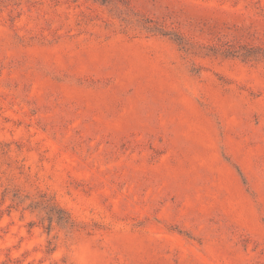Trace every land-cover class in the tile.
Listing matches in <instances>:
<instances>
[{"label":"rangeland","instance_id":"374dc122","mask_svg":"<svg viewBox=\"0 0 264 264\" xmlns=\"http://www.w3.org/2000/svg\"><path fill=\"white\" fill-rule=\"evenodd\" d=\"M0 264H264V0H0Z\"/></svg>","mask_w":264,"mask_h":264}]
</instances>
